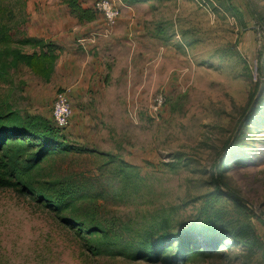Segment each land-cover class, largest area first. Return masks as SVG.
I'll return each instance as SVG.
<instances>
[{"label": "rangeland", "instance_id": "rangeland-1", "mask_svg": "<svg viewBox=\"0 0 264 264\" xmlns=\"http://www.w3.org/2000/svg\"><path fill=\"white\" fill-rule=\"evenodd\" d=\"M62 1L1 0L0 51L38 52L18 41ZM82 1L94 10L95 0ZM122 3L108 34L94 11L95 27L64 80L59 69L45 80L0 57V110L53 125L56 96L66 94L71 115L59 134L73 148L55 157L53 173L94 186L105 221L136 231L163 217L166 231H177L220 212L230 225L254 224L264 238L251 216L264 218V0ZM221 248L224 255L186 264H264L260 245L224 240ZM0 264L150 263L92 256L54 215L0 189Z\"/></svg>", "mask_w": 264, "mask_h": 264}, {"label": "trees", "instance_id": "trees-1", "mask_svg": "<svg viewBox=\"0 0 264 264\" xmlns=\"http://www.w3.org/2000/svg\"><path fill=\"white\" fill-rule=\"evenodd\" d=\"M122 1L133 4L144 0ZM63 2L80 23L96 18L94 10L82 8L78 0ZM3 37L0 30V43L4 42ZM18 42L38 48V52L23 53L18 49L4 48L0 51V57L10 55L12 63L22 62L48 80L58 55L50 48L44 50L46 44L38 39L25 38ZM262 68L261 62L259 70L262 71ZM60 131L41 115L23 116L10 107L0 110V189H11L28 197L54 215L73 232L74 238L82 242L90 255L123 257L150 264H186L196 258L224 255L221 245L227 240L248 250L260 245L264 257V238L257 233L255 225H230L228 221L221 220L220 212L203 214L177 231H166L168 224L165 223L170 218L152 217L149 219L152 223L136 231L127 224L101 219L96 210L99 195L94 186L88 184L86 179L53 173L55 157L73 148L60 137ZM234 145L239 149L241 143L239 140L233 141L231 146ZM212 181L216 189H220L221 179ZM231 198L239 207H245L237 198ZM251 216L264 225V218L252 212Z\"/></svg>", "mask_w": 264, "mask_h": 264}, {"label": "crops", "instance_id": "crops-1", "mask_svg": "<svg viewBox=\"0 0 264 264\" xmlns=\"http://www.w3.org/2000/svg\"><path fill=\"white\" fill-rule=\"evenodd\" d=\"M62 3L65 6L56 7L51 20L42 19L43 16L35 17L38 19L39 24L28 29L27 38L41 40L46 44L44 50L50 48L58 55L54 71L61 70V78L64 80L63 72H70L72 69L70 66L76 64L75 55L82 50L80 44L77 43L78 39H81L82 36L95 27V21L75 22L67 13V10L69 11L67 5L63 1ZM78 3L82 8L90 9L82 0H78ZM93 46L89 45V48ZM35 49L38 50V48ZM64 82L60 84L62 85Z\"/></svg>", "mask_w": 264, "mask_h": 264}, {"label": "built area", "instance_id": "built-area-1", "mask_svg": "<svg viewBox=\"0 0 264 264\" xmlns=\"http://www.w3.org/2000/svg\"><path fill=\"white\" fill-rule=\"evenodd\" d=\"M122 0H95L94 11L100 14L105 25V34H108L116 23L119 16V7ZM85 39H78L79 44H83ZM71 108L68 98L64 92L58 93L52 107L51 117L53 126L59 129L66 127L69 123Z\"/></svg>", "mask_w": 264, "mask_h": 264}]
</instances>
